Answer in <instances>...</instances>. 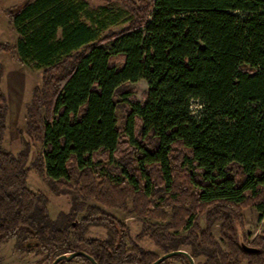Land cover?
<instances>
[{"label": "trees", "instance_id": "trees-1", "mask_svg": "<svg viewBox=\"0 0 264 264\" xmlns=\"http://www.w3.org/2000/svg\"><path fill=\"white\" fill-rule=\"evenodd\" d=\"M8 15L19 38L0 50L41 70L25 105V132L44 148L33 165L74 205L52 219L46 195L28 188V149L3 146L0 64V244L16 237L47 264L77 250L96 264L159 257L91 200L147 218L137 238L163 253L264 264V236L247 252L234 224L247 203L264 208V0H29ZM139 80L147 85L140 100ZM196 212L204 226L179 232ZM91 225L106 238L85 237Z\"/></svg>", "mask_w": 264, "mask_h": 264}, {"label": "rangeland", "instance_id": "rangeland-1", "mask_svg": "<svg viewBox=\"0 0 264 264\" xmlns=\"http://www.w3.org/2000/svg\"><path fill=\"white\" fill-rule=\"evenodd\" d=\"M29 0H0V44L12 47L19 35L13 28L8 12L15 11L20 5ZM91 6H97L102 0H87ZM0 64L2 65L1 87L6 96L7 114H6V132L3 140V146L16 155L23 149H28V158L26 166L28 167L27 185L28 188L36 193H44L48 199L47 209L52 219L61 213H69L74 205L73 195L65 191H53L50 185L44 180V176L34 167V161L37 155L43 152L44 148L39 143H34L25 132V105L30 101L32 90L35 85L40 83L41 70L30 68L18 61L15 55L6 50H0ZM135 94L140 100L142 93L147 85L144 80H139L135 84ZM191 113L198 116L202 111L200 101L191 102ZM121 113L119 112V115ZM121 123V121L119 120ZM89 204L97 206L102 211L111 215L116 221L124 224L128 228V233L136 243L143 248L156 253L164 254L155 244L143 237L137 238L142 229L143 222L147 218H139L133 214L122 211L119 208L108 207L106 205L89 201ZM153 207V206H151ZM83 212L76 215L79 219ZM198 220L201 226H204V215L197 212L191 218L190 222L184 225L179 231L185 233V228ZM237 230V238L240 243L250 245L249 243L256 235L264 236V208L259 209L253 202L242 206L239 215L234 219ZM212 233L218 240L222 248L226 249V244L221 238L219 223L212 227ZM106 229L102 226L91 225L85 232L87 238H106ZM20 241L16 237L9 238L0 244V264H47L45 253L38 250H25L19 246ZM162 264H186L181 258L168 257ZM196 264L197 259H193ZM61 264H89L76 259L65 260Z\"/></svg>", "mask_w": 264, "mask_h": 264}, {"label": "water", "instance_id": "water-1", "mask_svg": "<svg viewBox=\"0 0 264 264\" xmlns=\"http://www.w3.org/2000/svg\"><path fill=\"white\" fill-rule=\"evenodd\" d=\"M241 246L247 252H257V250H258L257 248L246 245L244 243H242ZM174 254H183L184 256L187 257L189 264H194L193 258L185 250H176V251L166 252V253L160 255L152 264H159L164 259H166V258H168ZM78 255H83V256L87 257L92 263L96 264L90 255H88L87 253H85L81 250H77V251L71 252L69 254H66V253L61 254V255L57 256L50 264H57L60 260H71Z\"/></svg>", "mask_w": 264, "mask_h": 264}]
</instances>
